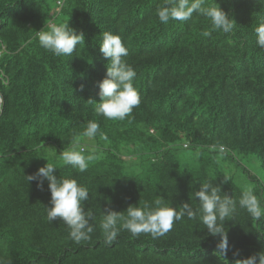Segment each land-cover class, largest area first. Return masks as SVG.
I'll list each match as a JSON object with an SVG mask.
<instances>
[{"label": "trees", "instance_id": "1", "mask_svg": "<svg viewBox=\"0 0 264 264\" xmlns=\"http://www.w3.org/2000/svg\"><path fill=\"white\" fill-rule=\"evenodd\" d=\"M163 2L0 0V133L18 131L0 147V179L12 178L9 173L26 179L46 163H58V178L76 179L88 189L82 206L94 229L89 240L76 243L63 221L47 219L46 180L41 188L36 181L16 191L5 185L0 264H225L226 258L235 264L264 251V217L257 220L238 205L224 222L225 257L214 255L219 236L208 233L199 214L174 221L155 239L133 236L118 225L115 242L104 243L105 209L122 213L160 199L177 211L185 203L196 210L194 193L204 182L237 202L252 190L264 207L263 176L244 170L240 181L249 184L244 189L230 174L241 164L264 171V48L255 32L264 20V0H215L236 24L229 33L212 30L198 13L188 21L160 23L156 10ZM212 3L205 0V6ZM52 23L83 32L84 43L71 56L40 46L36 31ZM205 30L209 37L201 35ZM105 31L120 36L128 49L123 59L137 74L133 84L140 104L124 120L106 119L87 102L94 96L100 102L97 85L110 65L99 51ZM93 120L105 129V138L99 132L91 140L76 135ZM73 142L95 157L83 172L59 156ZM36 192V204L27 211L21 203ZM28 214L40 215L42 225L29 227Z\"/></svg>", "mask_w": 264, "mask_h": 264}, {"label": "clouds", "instance_id": "2", "mask_svg": "<svg viewBox=\"0 0 264 264\" xmlns=\"http://www.w3.org/2000/svg\"><path fill=\"white\" fill-rule=\"evenodd\" d=\"M193 13H198L208 18L211 22L212 30L229 33L236 25L230 16L215 3V0H213L210 6H205V0H164L156 10L158 20L163 24H167L170 20L188 21L192 18ZM255 32L258 46L264 48V20L258 24ZM36 35L40 46L57 56H71L76 47L84 43L83 32H77L75 29L69 27L68 23H52L49 25L48 30L41 29L40 31H36ZM201 35L209 37L211 32L205 30ZM99 51L108 59L110 65L107 66L105 78L97 85L100 102H94L98 99L95 96L94 101L89 99L87 102L95 103L97 114L106 119L124 120L130 115L133 108L140 104L138 90L133 84L137 75L136 71L123 59V57L128 56V49L124 46L120 36L110 31H105L102 34ZM3 83L6 84L7 80H4ZM2 103L3 99L0 98V104ZM99 127V124L95 120L89 121L83 131L76 135L91 140L99 132L102 133V138H105L103 137L105 129L99 130ZM17 132L12 130L6 132L4 129L0 133V147L4 148L6 143H3L6 139L13 137ZM183 146L186 147V145ZM78 149L79 144L73 142L72 146L63 150L59 156L65 165L72 166L83 172L87 169L88 161L95 157L93 155L85 156ZM224 151L225 149L221 145L220 152L223 153ZM1 155L2 151L0 150V158ZM57 165L58 163L55 166L51 163H46L45 166L40 167L33 175L25 176L26 179L23 177L19 179L12 173H9L10 176L12 175V178L9 175L1 178L0 189H4L5 185L6 188L7 185H10L16 188L15 191L20 190L29 181H36L37 186L41 188L46 180L51 197V206L46 208L47 219L50 222L58 218L63 221L69 228L70 239L74 242L87 241L94 230L90 224L91 213L86 212L82 206L83 202L89 198L88 189L80 185L76 179L58 178L54 174V171L58 169ZM10 169L14 170L12 167ZM244 170L248 171L245 168ZM150 186H144L146 194H148ZM38 193L28 195L26 201L21 203V205L27 207V211L36 204ZM194 198L199 203V208L196 210H193L189 203H185L177 211L175 208L165 205L160 199L155 200L154 204L144 202L142 207L130 205L125 211L126 215L124 214L125 212L118 213L111 209H105L100 223L104 243L112 245L115 242L119 234L118 225L128 230L133 236L147 233L151 234L155 239L169 232L173 227L174 221H179L184 216L194 219L199 214V219L208 233L213 237L219 236V242L216 244L214 255L225 257L229 251V244L224 222L228 221L235 214L237 205L240 208L246 209L257 220L264 217V207L261 206L259 198L252 190L243 192L237 202L226 194L221 195V188L213 186V183L209 181L200 185L199 190L194 193ZM18 211H21L20 208H18ZM38 216L40 217V215ZM38 216L28 214L29 219L26 218L29 222V227L37 229L42 225V223L39 224L37 222L39 220L37 219ZM256 253L254 256L235 260V264H264V251ZM238 255V251L233 253L234 257ZM230 260L232 259L230 258ZM222 261L228 264V258Z\"/></svg>", "mask_w": 264, "mask_h": 264}, {"label": "rangeland", "instance_id": "3", "mask_svg": "<svg viewBox=\"0 0 264 264\" xmlns=\"http://www.w3.org/2000/svg\"><path fill=\"white\" fill-rule=\"evenodd\" d=\"M244 168L247 169L249 171V173L251 172L252 175H256V176H258L260 178H262V176H263V178H264V171L261 170L258 167H254L253 164H246V165L245 164H241V165H238L236 170L233 169L235 174L232 171L230 172V174L234 175L233 177H235L236 181L240 182V184L242 185V187L244 189H247V187H249V184H245L243 182V180L240 181V177L244 176Z\"/></svg>", "mask_w": 264, "mask_h": 264}, {"label": "bare ground", "instance_id": "4", "mask_svg": "<svg viewBox=\"0 0 264 264\" xmlns=\"http://www.w3.org/2000/svg\"><path fill=\"white\" fill-rule=\"evenodd\" d=\"M154 161V160H153ZM4 241V240H3Z\"/></svg>", "mask_w": 264, "mask_h": 264}]
</instances>
